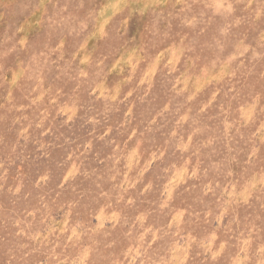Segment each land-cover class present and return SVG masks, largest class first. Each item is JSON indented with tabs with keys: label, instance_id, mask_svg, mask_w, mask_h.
Returning <instances> with one entry per match:
<instances>
[{
	"label": "rangeland",
	"instance_id": "obj_1",
	"mask_svg": "<svg viewBox=\"0 0 264 264\" xmlns=\"http://www.w3.org/2000/svg\"><path fill=\"white\" fill-rule=\"evenodd\" d=\"M0 264H264V0H0Z\"/></svg>",
	"mask_w": 264,
	"mask_h": 264
}]
</instances>
